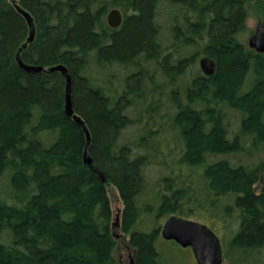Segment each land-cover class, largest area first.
<instances>
[{
  "label": "trees",
  "instance_id": "16d2710c",
  "mask_svg": "<svg viewBox=\"0 0 264 264\" xmlns=\"http://www.w3.org/2000/svg\"><path fill=\"white\" fill-rule=\"evenodd\" d=\"M246 4L0 0V264H114L109 187L133 264H196L161 238L171 216L217 234L222 264H264V165L218 159L264 152V56L238 40Z\"/></svg>",
  "mask_w": 264,
  "mask_h": 264
},
{
  "label": "water",
  "instance_id": "95a60500",
  "mask_svg": "<svg viewBox=\"0 0 264 264\" xmlns=\"http://www.w3.org/2000/svg\"><path fill=\"white\" fill-rule=\"evenodd\" d=\"M256 1V0H249ZM20 14L26 20L29 36L28 42H32L35 34L34 24L32 18L23 11ZM107 24L111 29H117L121 24V15L117 10H111L106 17ZM249 49L264 56V33L260 30L248 39ZM18 67L26 73H40L41 67H33L23 64L19 58H16ZM199 67L204 75L210 76L214 71V63L208 58H202L199 62ZM49 72H58L65 79V93H64V112L67 117H72L71 97H70V77L66 74V69L61 65L52 67ZM76 123L79 120L73 118ZM86 140L89 141L86 132ZM83 163L91 166V159L89 157L88 143L85 146L83 153ZM100 181L104 182L102 174L98 172ZM114 228L118 227V215H115L112 224ZM160 236L163 240L171 242L182 249H189L192 253L196 264H222L223 255L219 238L205 225L181 217H169L161 227ZM130 264H133L132 261Z\"/></svg>",
  "mask_w": 264,
  "mask_h": 264
},
{
  "label": "rangeland",
  "instance_id": "374dc122",
  "mask_svg": "<svg viewBox=\"0 0 264 264\" xmlns=\"http://www.w3.org/2000/svg\"><path fill=\"white\" fill-rule=\"evenodd\" d=\"M247 15L244 21V27L238 35L239 42L248 49V39L256 33L257 29L264 31V2L263 0L249 1L246 0ZM228 116V127L230 133L239 134V119L234 115L233 112L225 111ZM225 158L233 162H241L244 164H255L258 162L264 165V152L257 153L253 157H245L241 154H232L225 157H219L218 159ZM257 192H264V173L260 179V182L256 186ZM108 197L111 204L112 210V223L114 222L115 215L120 214L122 210V203L119 198L118 192L113 187L108 188ZM182 218V217H181ZM167 220V219H166ZM164 220L163 223L166 221ZM188 220V219H187ZM194 221V220H191ZM195 222V221H194ZM163 225V224H162ZM114 241L116 246L113 250V261L114 264H130L132 261V253L127 246V238L124 236L118 228H113ZM218 237V235L216 234ZM219 238V237H218Z\"/></svg>",
  "mask_w": 264,
  "mask_h": 264
},
{
  "label": "flooded vegetation",
  "instance_id": "af4514ba",
  "mask_svg": "<svg viewBox=\"0 0 264 264\" xmlns=\"http://www.w3.org/2000/svg\"><path fill=\"white\" fill-rule=\"evenodd\" d=\"M257 30H260V29H257ZM257 30H256V32H257ZM260 31H262V30H260ZM263 33H264V31H262ZM247 46H248V42H247ZM248 49H249V47H248ZM255 52V51H254Z\"/></svg>",
  "mask_w": 264,
  "mask_h": 264
}]
</instances>
